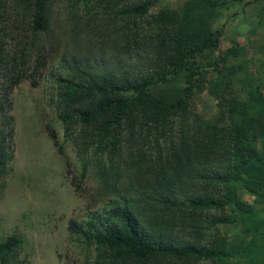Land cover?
Segmentation results:
<instances>
[{
  "label": "trees",
  "instance_id": "1",
  "mask_svg": "<svg viewBox=\"0 0 264 264\" xmlns=\"http://www.w3.org/2000/svg\"><path fill=\"white\" fill-rule=\"evenodd\" d=\"M53 1L0 0V175L14 153L11 91L25 78L35 84L57 50L48 39ZM156 1L67 0L84 11L73 21L85 17L89 29L86 51L65 57L68 67L55 77L59 115L110 151L132 140L138 173L134 198L114 200L86 223L70 218L69 229L95 243V264H264V91L245 81L239 96L218 55L197 59L219 49L223 26L212 22L220 10L251 0H184L151 11ZM241 50L231 45L220 58ZM207 65L220 73L212 85L221 106L214 118L193 104L212 82ZM174 80L181 84L172 95ZM222 222H239L249 233L240 248H230ZM21 243L16 233L1 238L0 263H21Z\"/></svg>",
  "mask_w": 264,
  "mask_h": 264
},
{
  "label": "rangeland",
  "instance_id": "2",
  "mask_svg": "<svg viewBox=\"0 0 264 264\" xmlns=\"http://www.w3.org/2000/svg\"><path fill=\"white\" fill-rule=\"evenodd\" d=\"M183 2L157 0L151 11L178 7ZM83 12L80 7L71 8L67 0L53 1L48 39L57 45V50L35 84L25 78L11 91L14 153L7 172L0 175V239L10 233L21 237L19 264H95V243L72 232L69 219L86 223L94 212L104 210L114 200L136 196L138 173L132 161V140L129 144V140L122 139L110 151L109 144L101 138H81L80 124L66 126L59 115L55 77L58 71H66L65 57L70 58L78 50L86 51V18L78 24L72 19L83 16ZM219 25L223 26L219 49L197 59L206 63L218 55L225 79L239 96L244 95L245 81L258 84L264 91V0H251L243 7H224L212 22L213 28ZM231 45L241 46L242 50L222 61L220 56ZM238 64L241 69L227 74L228 66ZM207 67V77L212 82L194 95L193 104L203 117L214 118L221 113V106L212 85L220 83V73ZM179 84L181 80L171 82L170 94H175ZM240 194L259 204L256 195L248 190L241 188ZM218 226L233 250L249 237V233L241 231L239 222H222ZM230 264H243V259H233Z\"/></svg>",
  "mask_w": 264,
  "mask_h": 264
}]
</instances>
